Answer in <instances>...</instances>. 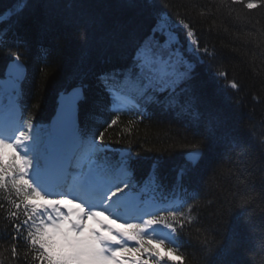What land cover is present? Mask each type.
<instances>
[{
    "label": "snow or ice",
    "instance_id": "1",
    "mask_svg": "<svg viewBox=\"0 0 264 264\" xmlns=\"http://www.w3.org/2000/svg\"><path fill=\"white\" fill-rule=\"evenodd\" d=\"M127 3L153 22L143 39L117 45L114 63L90 70L110 99L113 117L102 121L103 130L84 132L69 117L62 131L53 129L43 141L32 117L25 120L22 113L14 125L0 127V216L10 254L0 252V257L10 264H236L227 257L239 252L245 231H256L251 211L257 195L264 201V191L257 193L240 176L231 188L220 182L225 160H242L252 145L264 156V131L258 132L256 124L230 125L222 111L204 109L198 69L224 81L222 90L233 111L240 101L232 103L227 90L239 92L241 84L228 79L225 56L216 45L201 44L194 21L179 10L186 6L164 0ZM233 5L248 14L264 9V0L210 2L200 12L212 21L208 33L225 10L222 23H240L241 17L233 18ZM28 6L29 0H16L0 14V24L9 25L0 28V46L9 42V30L19 26ZM37 23L39 35L46 36L51 19ZM228 30L223 28L225 34ZM26 33L12 31L7 80H0V89L6 85L17 97L31 53ZM250 34L258 47L264 43V30ZM80 39L87 48L94 36L85 28ZM48 52L39 49L44 75L53 67ZM70 87L62 100L71 112L85 98L87 85L81 78ZM128 113L134 118L121 127V115ZM114 127L120 129L117 138L106 142L105 134ZM113 143L125 146L113 148ZM177 153L171 175H163L161 167ZM141 162L148 163V170L137 178ZM227 173L236 175L231 166ZM259 226L264 232V218ZM193 232L199 251L188 254L182 237ZM258 247L260 259L251 264H264V236Z\"/></svg>",
    "mask_w": 264,
    "mask_h": 264
},
{
    "label": "trees",
    "instance_id": "2",
    "mask_svg": "<svg viewBox=\"0 0 264 264\" xmlns=\"http://www.w3.org/2000/svg\"><path fill=\"white\" fill-rule=\"evenodd\" d=\"M164 2L170 6H186L179 10L182 13L186 11L188 17L194 21L201 44L205 42L215 44L217 50L225 56L222 66L228 71V79H236L241 84L239 92L233 93L231 89L227 90L233 97L232 103L236 100L240 101L239 110L233 111L232 104L225 100L222 90L224 81L217 82L211 79L203 67L198 69L196 82L201 85L199 91L203 101L202 107L208 111H222L230 125L238 124L241 128H247L256 124L258 132L264 131V128L259 127L261 122H264V43L258 47V41L250 34L256 29L264 30V9L246 14V10L240 11L239 5H233L232 7L236 9L233 12V18L241 17L240 23L237 24L235 19L222 23L227 18L225 10L224 15L217 14V27L212 33H208L207 29L212 21L201 17L200 12L210 2L218 4L219 0H164ZM15 3L16 0H0V14L12 8ZM172 18L176 19L174 15ZM46 19H51V27L47 35L41 37L37 22ZM152 22L151 17L140 14L136 8L129 6L127 0H29V6L19 26L13 27L8 32L9 42L0 46V78L4 76L11 60L9 51L13 46L12 31L25 34L27 30L26 34L31 40V53L26 62L28 77L23 88L28 112L33 122H46L52 117L59 92L70 89L72 84L79 83L83 78L87 87L85 98L80 102L81 126L88 132L90 130L98 132L103 130L102 121L110 120L106 115L108 97L102 95L90 70L104 66L106 63L108 65L114 63L118 51L117 45L126 46L132 37L143 39L150 34ZM13 24H15V18H13ZM8 27V23L0 24V28ZM224 27L229 29L226 34L223 32ZM85 28L94 36L87 48L83 46L80 39L81 31ZM218 31L219 35H217ZM181 39H184L182 31ZM41 46L49 50L47 62L53 66L47 70L46 75L40 72L42 61L39 49ZM85 73H87L86 76ZM124 118H121V127L131 119ZM119 130L116 127L109 129L105 134V141L107 142L110 137L115 140ZM122 146L125 145L112 144V147ZM178 157L179 153L166 160L161 167L163 175H171V168ZM224 163L226 172L220 182L224 188L239 184L240 181L236 179V176H240V179L254 184L257 193L264 191V156L255 145H252L249 153L242 160L231 164L225 160ZM228 166L236 172L235 176L227 173ZM147 170V162H141L137 166V174L140 176L145 175ZM251 215L257 224L256 231L252 233L245 231L242 234L239 252L227 257L229 260H234L236 264H251L252 260L260 259L258 243L264 236V232L259 225L264 218V201H261L258 195ZM209 218H211L210 215ZM3 228L4 221L0 216V252H4V256L8 257L10 254L5 249L9 242L7 237L3 236ZM182 239L187 241L185 251L188 254L199 251L195 232L191 236H183ZM0 260L3 264H10V261L3 257H0ZM185 264H190V261L186 260Z\"/></svg>",
    "mask_w": 264,
    "mask_h": 264
},
{
    "label": "water",
    "instance_id": "3",
    "mask_svg": "<svg viewBox=\"0 0 264 264\" xmlns=\"http://www.w3.org/2000/svg\"><path fill=\"white\" fill-rule=\"evenodd\" d=\"M63 104H65L67 101L62 100Z\"/></svg>",
    "mask_w": 264,
    "mask_h": 264
}]
</instances>
